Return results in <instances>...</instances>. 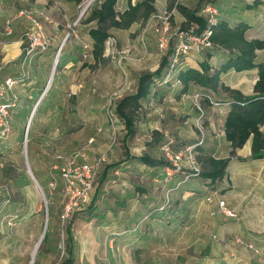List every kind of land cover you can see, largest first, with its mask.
<instances>
[{
    "label": "rangeland",
    "instance_id": "1",
    "mask_svg": "<svg viewBox=\"0 0 264 264\" xmlns=\"http://www.w3.org/2000/svg\"><path fill=\"white\" fill-rule=\"evenodd\" d=\"M88 1L87 7L79 16V12L82 11ZM88 1H77L76 15L69 22H66L65 27H63L65 31H63V38L58 45L53 42L52 36L46 32L51 39V45L48 50L36 56L33 63L28 67V81L26 80L27 82L25 81V83L18 82L14 85L18 93L19 103L10 113L9 133L7 136H0V264H7L9 261L11 264H39L41 261V252L39 250L41 243L37 250L38 254H36V251L31 256V252L38 244L40 238L58 240L57 257L51 264H62L63 261L61 262V259L66 251L67 239L87 238V234L79 230L76 231L78 219L81 218V220L86 222L91 221L96 225L108 220L106 211L111 209L110 204L106 202L107 195L103 197L101 203H98L91 194L96 189L100 190V192L104 191L103 189L114 190L117 187V183H121V180L114 179L120 174H113V169L125 157L126 148L129 150V146L133 147L134 144L141 147L139 144L144 141L146 145L153 144L152 148L155 149V154H161L160 149L158 150L161 136L157 130H150L156 120H161L162 122L164 118L167 119L166 126L171 135L176 139L186 138V140L178 142L182 145L190 143L193 136L196 137L194 121L198 111L194 106L193 96L196 92L207 88L191 84L190 88L185 93H182V85L179 80L176 81L175 75L172 76L168 83L160 86L157 84L152 85L150 93L155 94V100L152 105H149L148 100L144 99L141 101V107L134 114V124L139 127L140 124L138 122H142V119L146 118L145 110L150 109L155 114L147 116V118L152 121L145 124L143 122V125L140 126L142 129L139 130V128L135 127V133L125 136L126 129L123 121L115 112V106L121 97L136 91L138 77L141 73L153 72L160 65L163 52L156 45L158 33L155 31L153 23L149 24L144 33V47L140 37L146 22L139 21L132 32L117 31L116 28H109L108 31L112 33H109L110 36L105 41L103 57L95 61L92 54L84 56L86 51L83 46L88 44L90 48L92 47V39L87 35L88 29L96 25L94 21L86 22V18L99 0ZM125 1L119 0V9L122 8L121 5ZM136 1L139 0H133V2ZM203 1L216 3L220 17L231 24H233L235 18L245 16L246 20L251 22L253 26L252 36L264 33L262 19H259L264 13L262 9L242 12L241 8H236L235 12H233L230 11L234 8L232 0H153L152 3L155 8L153 13L170 12L169 31L166 32V36L171 35L177 29H183V31L196 30L197 24L187 21L179 11L178 6L183 5L192 10L201 6V3H204ZM246 1L251 3L253 0ZM196 15L207 19L209 17L208 12L206 13L203 10L197 11ZM160 25L163 24L160 23ZM53 44H56L57 47L59 45L64 46L60 50L52 75L57 50V47L55 48ZM193 54L190 57L191 59H195V56L197 59L205 57L204 54ZM66 55H69V59L73 64L64 66L62 59L64 61ZM259 57L261 58V56ZM20 72L21 68L19 74ZM18 75L14 72L11 77L17 78ZM49 79L50 85L30 120L26 136L25 125L29 118V113L43 90L47 87ZM224 79H227L226 75ZM209 90L218 99H223L227 95V92L220 87ZM225 106L227 107V105ZM202 107L205 111L203 119L206 133L205 144L209 141L208 125L211 121L210 119L212 117L218 120L221 107L213 106L212 104L210 106L203 104ZM218 114L219 117H216ZM109 115L112 116L116 137L114 144L107 150L108 144L112 139ZM218 121L216 122V130L212 134L210 132V136L216 135L219 131L218 128L222 127V125L219 126ZM148 124L151 126H148ZM138 131L141 134L139 138L134 140ZM149 133H151L150 142L146 141L147 138L144 136V134ZM90 137L94 138L92 143L88 142ZM212 144H215L216 148L219 149L217 151L218 156L228 155L227 157L230 158L228 164L231 166L229 170L234 171L232 174H235L238 170L234 166L239 165L237 167L239 168L246 165L242 163V157L236 156V154L230 155L229 146H225L223 140H220L218 136L212 138ZM139 150V148H133L131 151L139 153ZM73 151H84L88 159L98 156L103 151L107 152L99 177L90 192L91 199L89 204L83 205L81 209L75 211L69 220L62 223L60 215L66 200L63 192L64 180L61 176V166L64 158ZM201 153L199 160L202 162L204 171L206 167L205 156L207 154L202 151ZM56 155H61V158L56 157ZM160 156L163 158L162 154ZM164 162L167 163L165 160ZM253 168H259V166L254 165ZM104 169H107L106 176L103 174ZM142 170L143 166L138 161L132 171L141 173ZM252 170L254 169L251 167L248 171ZM164 173L166 174H164L161 182H158L159 184L161 183L163 188L157 189L154 193L152 192L153 198H145V202L149 205L148 209L146 212L139 214L137 222H140V225L137 228L134 225L135 227L132 229V231L140 229L144 238L178 239L177 230L179 228L177 219L174 226H169L172 231H175L172 233L166 229L169 223L165 222L161 217H156L157 225L153 228L150 227L149 230L142 224L143 221L150 219L154 213L165 212L172 204L173 196L174 199L176 198L175 204L179 202L177 196H182L180 189H177L174 195L172 193L173 188L182 177V171L173 170L171 172L168 168H164ZM169 181H173L174 185L172 187L167 186ZM237 183L239 182H235L234 186L230 187L235 191V196L231 198V204L227 203L225 197H222L221 200H225L228 207L233 208L236 213L234 217L236 221L239 220L246 224L248 209L253 205L252 200L255 192L251 188L250 193L247 194L244 187ZM122 185L132 190L128 183H122ZM139 185L142 187L141 183ZM194 187V185L190 186L192 189ZM26 188L33 189V194L37 193V203L41 204L36 217H32L29 214L32 199L24 195ZM186 198L189 199L187 201L188 204H198L202 200V198H198L194 194L186 196ZM262 198H264V189L262 190ZM166 200H168V203L165 204ZM93 201L94 204L97 203L94 207ZM95 208L96 212L93 211ZM82 211H85V213L81 215ZM45 218H47V223L43 233ZM222 222L223 220L219 219L218 226H221ZM54 227H56L55 231L53 230ZM263 227L264 222H262ZM70 232H72L71 236H69ZM252 233L259 238L254 240L260 241L259 244L264 245V231H252ZM213 234L216 238L221 237L222 241L225 242L234 240L235 236L231 234L226 239L222 227L217 228ZM24 245L28 248L27 254L19 257L18 250ZM177 246L178 244L174 243V249L171 246L170 252L177 253ZM113 248L115 249L114 246ZM58 258L59 260L56 263ZM178 261H174L173 264H177ZM160 264H168V262L162 261Z\"/></svg>",
    "mask_w": 264,
    "mask_h": 264
},
{
    "label": "crops",
    "instance_id": "2",
    "mask_svg": "<svg viewBox=\"0 0 264 264\" xmlns=\"http://www.w3.org/2000/svg\"><path fill=\"white\" fill-rule=\"evenodd\" d=\"M240 1L242 3H250L246 0ZM240 1L234 0V3ZM98 2H100V0ZM131 2L135 3L133 0H131ZM127 5L128 1L126 0L125 3L121 5L122 8L119 9V0H117L115 9L122 12L126 9ZM29 7L41 8L46 11L50 20L44 21L45 31L52 36L53 42L58 45L63 38V27H65L66 22H69L70 19L76 15L77 0H0V82L4 81L7 77H11V74L14 72H16V75L19 74V56L22 45L21 35L27 22L24 18H14V15L19 9ZM258 9H262V12H264L263 6H260ZM259 19H262L263 28L264 13ZM7 20H10L9 32L5 30ZM233 21V24L239 21L248 23L251 27L247 32V36L252 37L251 31L253 26L251 22L246 20L245 16L235 18ZM137 25L138 22H134L127 29L116 28V30L132 32ZM109 33L112 32L109 31ZM87 35L89 37V34ZM262 36H264V34ZM56 44H53L55 48L57 47ZM63 46L64 45L61 47L62 49ZM256 54L257 60H264V50H257ZM259 56H261V58ZM226 57L224 52H217L209 58L205 56L201 59H197L195 56V59L189 58L188 61L191 67L197 69H200L201 62H206L210 65L211 70H213L218 67ZM62 62L64 66L73 64L69 59V55H66L64 61L62 59ZM225 75L227 78L226 80L224 79ZM220 78L221 82L230 88L237 89L244 95H249L253 93V86L257 79V70L255 68L239 72L229 70L222 74ZM13 89L17 93L15 86ZM145 100H148L149 105H152L155 100V94L150 93ZM220 109L221 118L219 114L216 115V117H219V121L211 117V121L208 125V132L212 134L216 130L217 121L219 122V126L222 125V127L218 128L219 131L216 135L210 136L211 134L208 133L209 141L201 148L202 152L215 158H225L228 156H218L217 151L219 149L216 148L215 144H212V138L218 136L220 140H223L225 146H229V143L224 137L223 130L224 118L229 108L224 104ZM144 114L146 118L142 119V122H138V124H140L139 127L135 125L139 130L142 129L140 126L143 125V122L145 124L152 121L148 120L147 116H151L155 113L151 112L150 109L145 110ZM166 121L167 119L165 118L162 122L161 120H156L154 126L150 127V130L155 129L159 132L160 136H162V131L168 130ZM148 126L151 125L148 124ZM261 131L264 134V124L261 126ZM140 134L141 133L138 131L135 134L134 140L139 138ZM150 134L151 133L144 134L147 138L146 141H151ZM194 139L195 137L193 136L191 141ZM178 140H186V138ZM139 145H141V147H138L137 144H134L133 147L129 146V150H127L130 156H139L142 153H146L153 157L163 159L160 156L161 154L157 155L154 153L155 149L152 148V143L146 145L143 141ZM250 147L251 138H249L241 148L236 149L235 153L236 156L243 158L242 163L248 165L247 167L244 165L237 168L239 165H236L234 168L238 170L235 174H232L234 171L229 170L231 166L228 164L223 177L216 180H211L203 176L191 178L178 188L182 193L181 197L177 196V198H179L178 204L174 203L176 198L174 199L173 196L172 204L165 212L154 213L150 219L142 223L146 226L144 227L149 230L150 227L153 228L157 225L156 220L161 217L165 222L169 223L166 229L172 233L175 231H172L169 226H174L175 220L177 219L179 228L177 230L178 239L144 238L141 235L143 232L140 229L132 231L134 225L138 221L137 217L139 214L146 212L148 209L149 205L145 202V198H153L152 192L154 193L157 189L163 188L161 183L159 184L158 182H161L164 177L165 165L147 166L141 163L143 170L139 173L132 171L138 160L136 158H128L125 155L118 166L113 169L114 172L112 171L113 174H120L114 177V179L121 180V183H117V187L114 190L103 189L104 191L100 192V190L96 189L91 194L98 203H101L103 197L107 195L106 202L110 204L111 209L110 211H106L108 220L96 225L91 221L86 222L81 220V218L78 219L76 231L79 230L87 234V238L67 239L66 251L61 262H66V264H160L162 261H166L168 264H173L174 261L179 260L177 264L184 262L187 264H260V257L254 253L252 249L248 248L246 244H253L255 247L264 248L263 244H259L260 241L254 240L259 238L252 233V231H264V227L262 228V222H264V207H262V205H264V198H262V190L264 189V154L262 158L251 159ZM133 148H139V153L132 152L131 150ZM228 149H230V147H228ZM58 156L59 155H56V157ZM254 165L257 167L259 166V168H253ZM251 167L254 170L248 171ZM106 172L107 169H104L103 174L105 176ZM237 181L239 182L237 184H241L244 187L247 194L250 193L251 188H253L255 192V196L252 200L253 205L248 209V218L246 219L247 226L242 221L235 220V211L227 205V203L231 204V198L235 196V191L230 187L234 186V183ZM172 182L173 181H169L167 186L172 187L174 185ZM122 183H128L132 190L123 186ZM139 183L142 184V187H140ZM192 185L195 186L193 189L190 188ZM33 191L34 190L31 188H26L24 195L32 199V206L29 208V214H31L32 217H36L41 208V204L37 203V193L35 192V194H33ZM176 191L177 189L172 190L173 195ZM192 194L196 195L198 198H202L201 202L198 204H188L187 201H189V199H187L186 196ZM209 195L213 197L211 202H208L206 199ZM33 196L34 198H32ZM222 197L227 199V203L225 202V204L234 212L235 216H227L220 211L218 201L222 199ZM94 201L93 207L97 204H94ZM93 211L96 212V208ZM84 213L85 211H82L81 215ZM219 219L223 220L221 226H218ZM220 227H222L226 239L229 237L228 235L234 234V240L225 242L222 241L221 237L216 238L213 232ZM243 228L244 230L242 231ZM53 230L55 231L56 227H54ZM71 235L72 232L69 233V236ZM40 243V248L37 244L38 246L36 245L37 248L35 247L32 250L31 256H33L39 248L41 252V261L39 264H51L57 257V248L59 247L58 240L43 239ZM174 243L178 244L177 253L170 252L171 246H173L172 249H174ZM27 251V246H22L18 250L19 257L26 256ZM36 254H38V251ZM59 258L56 260V263ZM7 264H11L10 261L7 262Z\"/></svg>",
    "mask_w": 264,
    "mask_h": 264
},
{
    "label": "trees",
    "instance_id": "3",
    "mask_svg": "<svg viewBox=\"0 0 264 264\" xmlns=\"http://www.w3.org/2000/svg\"><path fill=\"white\" fill-rule=\"evenodd\" d=\"M116 1L117 0H100V2L91 9L86 18V22L94 21L96 24L88 29V34L92 39L91 54L95 61L99 60L104 55L105 41L110 36L108 31L109 28L127 29L134 22H145L150 14L155 11L152 3L153 0H140L135 3H132L131 0H127L128 5L122 12L115 9ZM203 2L204 3H201L202 5L198 6L197 9L190 10L183 5H179L178 8L187 21L197 24L198 27L195 32L200 33L206 27L212 29L211 39L214 43V47L203 50L201 54L209 58L214 53L224 52L227 56L224 61L213 70H211L208 63L201 62L200 69H197L189 65L188 59L194 55L193 53H196L190 52L185 57V64L178 67V70L172 73L170 72L169 76L166 77L168 69V55H166L162 58L160 65L155 71L144 72L139 75L136 91L121 97L116 103L115 112L124 123L126 129L125 136L127 137L135 133L134 114L141 107V101L150 94L152 85L157 84L160 86L161 84L168 83L172 76L175 75L176 81L179 80L182 85V93H185L191 84L207 88L199 92H208L210 91L209 89L220 87L227 92V95L223 99L215 98L226 103L225 105L229 108L224 118L223 130L224 137L229 143L230 155H234L235 150L241 148L245 142L251 138L250 158H262L264 154V134L261 131V126L264 124V60H257L256 53L257 50H264V36H262L264 33L259 36L248 37L247 32L251 27L248 23L239 21L232 25L224 21L220 15L215 24H208L204 18L196 15V12L200 11L206 4L213 5L218 11L219 9L216 3L212 1ZM232 2L234 8L230 11L233 12H235L236 8H241V11L244 12L258 9L260 6L264 7V0H253L251 3H242L241 1L234 3V0H232ZM254 68L257 70V79L254 83L252 94L244 95L239 90L232 89L221 82L220 76L229 70L239 72ZM209 93H212V91ZM14 108L16 107H13L11 110ZM176 140L180 142V140ZM163 141V136H161L159 148ZM194 142L195 139L188 144ZM202 147L203 144L197 147V159L201 166L202 162L199 160V157L202 155ZM125 155L128 158H136L140 163L147 166H161L167 164L163 159L153 157L146 153H142L139 156H130L127 148L125 150ZM205 157L206 167L204 171L202 169L200 174L196 177L203 176L211 180L222 178L230 158H215L208 154ZM178 188L179 187H174L173 190ZM62 264H66V262Z\"/></svg>",
    "mask_w": 264,
    "mask_h": 264
},
{
    "label": "built area",
    "instance_id": "4",
    "mask_svg": "<svg viewBox=\"0 0 264 264\" xmlns=\"http://www.w3.org/2000/svg\"><path fill=\"white\" fill-rule=\"evenodd\" d=\"M201 10L206 11V13L208 12V19L204 18L208 24H215L217 22L219 12L216 7L206 4ZM80 15L81 12H79ZM14 18H24L27 25L21 35L22 45L19 56L21 72L17 78L7 77L4 81L0 82L1 137L7 136L10 131V112L13 107L17 106L19 100L17 93L13 89L14 85L18 82H25L28 79V67L33 63L36 56L45 53L51 45V39L46 34L44 28V21H49L50 19L44 10L40 8H22L16 12ZM169 18L170 12L166 11L150 14L145 21L146 23L140 37L141 43L145 47L144 33L148 25L153 23L155 31L158 33L156 45L163 52L162 57L168 55L166 77L169 76L170 72L178 70V67L185 64V57L190 52L202 53L203 50L214 47L211 39L212 29L210 27H206L200 33L195 32V30L183 31V29H177L171 35L166 36V32L169 31ZM160 23L163 25H160ZM5 30L6 32L10 31V20L6 21ZM83 47L86 51L84 52V56L91 55L92 47L90 48L88 44H85ZM60 50L61 45L57 47L55 61L58 59ZM193 103L198 111V115L194 121L196 128L194 143L182 145L178 143L168 130L162 131L164 141L159 149L164 160L167 162L165 168H168L171 172L173 170H181L183 173L181 179L178 181L179 183L175 187H179L191 178L198 176L202 170V166L197 159V147L204 144L206 139L203 122L205 111L202 105L210 106L212 104L213 106H221L226 104L217 100L213 93L209 92H196L193 96ZM109 119L111 121L112 139L108 144L107 150L114 144L116 137V129L112 123V116L109 115ZM93 140L94 138L90 137L88 142L92 143ZM106 152L103 151L98 156L88 159L84 151H73L69 156L64 158L61 166V176L64 180L63 192L66 201L60 215L62 223L69 220L75 211L81 209L83 205L89 204L91 199L90 192L99 177L102 164L106 160ZM58 157L61 158V155ZM206 199L208 202H211L213 197L209 195ZM166 203H168V200L165 201ZM218 206L223 214L235 216L234 212L226 207L224 200L220 199ZM135 225L137 228L140 222H137ZM246 245L260 257V264H264V248L255 247L253 244Z\"/></svg>",
    "mask_w": 264,
    "mask_h": 264
},
{
    "label": "water",
    "instance_id": "5",
    "mask_svg": "<svg viewBox=\"0 0 264 264\" xmlns=\"http://www.w3.org/2000/svg\"><path fill=\"white\" fill-rule=\"evenodd\" d=\"M55 66H56V61L54 62V65H53L52 75H53V72H54ZM52 75H51V77H52ZM46 89H47V87L43 90V92H42L40 98L36 101V103L34 104L32 110H31V112H30L29 118H28L27 123H26V125H25V135H26V136H27V131H28V128H29L30 120H31V118H32V116H33V114H34V112H35V109L37 108V106H38V104H39V102H40L42 96L44 95ZM26 136H25V137H26ZM46 223H47V218H45V223H44L43 233H44V230H45V227H46ZM41 240H42V239L40 238V239H39V243L41 242ZM39 243H38V245H39ZM38 245H37V246H38ZM36 248H37V247H36ZM35 250H36V249H35Z\"/></svg>",
    "mask_w": 264,
    "mask_h": 264
},
{
    "label": "bare ground",
    "instance_id": "6",
    "mask_svg": "<svg viewBox=\"0 0 264 264\" xmlns=\"http://www.w3.org/2000/svg\"><path fill=\"white\" fill-rule=\"evenodd\" d=\"M87 1H88V0H87ZM88 3H89V1L84 5V7H83V9H82V11H81V14L84 12V10H85V8L87 7ZM49 85H50V79H49V81H48V83H47V88L49 87Z\"/></svg>",
    "mask_w": 264,
    "mask_h": 264
}]
</instances>
